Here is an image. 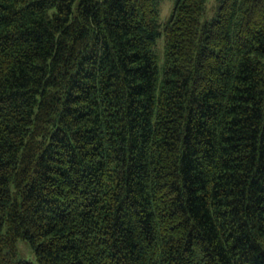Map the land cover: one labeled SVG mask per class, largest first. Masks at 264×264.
<instances>
[{"label": "trees", "instance_id": "obj_1", "mask_svg": "<svg viewBox=\"0 0 264 264\" xmlns=\"http://www.w3.org/2000/svg\"><path fill=\"white\" fill-rule=\"evenodd\" d=\"M158 1L0 0V264H264V0Z\"/></svg>", "mask_w": 264, "mask_h": 264}, {"label": "rangeland", "instance_id": "obj_2", "mask_svg": "<svg viewBox=\"0 0 264 264\" xmlns=\"http://www.w3.org/2000/svg\"><path fill=\"white\" fill-rule=\"evenodd\" d=\"M220 0H207L205 3V12L203 14V17L201 19L202 22L210 21L212 20L216 15V9L218 7ZM175 0H159L158 1V15L161 25L165 23V21L170 16V13L172 11L173 5ZM163 31L161 36L156 41L155 46V53L156 55L161 59L162 52H163V46H164V37H163ZM17 249L18 254L21 259H24L29 262H35L34 254L31 250V248L28 246V244L25 241L19 240L17 242Z\"/></svg>", "mask_w": 264, "mask_h": 264}]
</instances>
